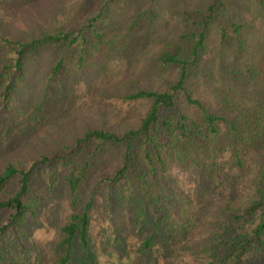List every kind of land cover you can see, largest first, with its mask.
I'll use <instances>...</instances> for the list:
<instances>
[{
	"label": "trees",
	"instance_id": "trees-1",
	"mask_svg": "<svg viewBox=\"0 0 264 264\" xmlns=\"http://www.w3.org/2000/svg\"><path fill=\"white\" fill-rule=\"evenodd\" d=\"M91 2L92 14L74 29L26 39L0 32V119L7 116L0 121L3 144L28 126L44 121L48 102L62 97L74 83L102 78L104 69L100 65L119 59L137 46L141 37L146 39L148 29L161 17V0ZM242 3L172 2V14L186 29L163 41L157 60L161 71L176 73L174 80L160 90L139 88L112 97L111 102L117 106L149 102L136 127L121 132L89 128L50 153L25 164L7 162L1 167L0 217L7 214V218L0 225V264L29 255L21 237L24 223L36 220L43 207V199L34 188L35 180L40 179L48 195L62 185L72 209L68 222L60 228L62 238L57 244L55 264H71L74 258L77 264H97L90 211L98 198L103 199L107 213L116 206L132 210L136 229H149L143 250L155 239L167 245L192 224L189 206L178 211L172 193L165 191V187L178 189L167 176L171 169L184 171L196 183L222 190L226 196H237L242 185L240 172L257 157L261 159L256 166L253 198L222 209L223 219L202 251L212 256L206 264H245L248 255L264 252V95H257L247 108L231 106L221 99L224 113L217 114L204 102L199 76L201 60L212 40L234 51V59L250 55L246 38L249 25L243 22V13L235 9ZM256 4L264 24V0H256ZM42 49H51L54 59L41 97L17 110L13 102L29 82L31 66ZM229 73L240 84L259 74L253 63L244 69L232 68ZM189 108L196 117L187 112ZM102 154L114 155L116 168L90 187L81 207L80 191ZM13 182L14 190L6 195ZM178 195L183 196L181 191ZM183 202L189 204L190 200L184 196ZM176 214L183 219H177ZM254 260L261 262V257Z\"/></svg>",
	"mask_w": 264,
	"mask_h": 264
},
{
	"label": "rangeland",
	"instance_id": "rangeland-1",
	"mask_svg": "<svg viewBox=\"0 0 264 264\" xmlns=\"http://www.w3.org/2000/svg\"><path fill=\"white\" fill-rule=\"evenodd\" d=\"M173 1L161 0V17L148 29L146 39L141 37L140 43L129 48L119 59L100 65L104 69L102 78L96 76L85 81L88 83H74L62 97L48 102V114L44 121L28 126L4 144L0 137V169L7 162L25 164L43 153H50L60 145L72 142L89 128L121 132L136 127L149 102L143 100L129 106H117L111 102L112 97L139 88L160 90L174 80L176 73L161 71L157 60L163 41L186 29L172 14ZM189 1L194 4L205 2ZM92 7L91 0H0V32L11 38L26 39L59 29H74L92 14ZM235 9L243 13V22L249 25L246 38L251 47L250 55L234 59V51L221 48L212 40L200 65L204 102L217 114L224 113L219 102L221 99L231 106L247 108L257 95H264V24L258 15L256 0H243L242 5ZM53 59L51 49L40 51L31 66L29 82L21 88L13 102L17 110L41 97ZM249 63L257 67L259 74L256 78L246 84L232 80L231 69H244ZM187 112L196 117L193 109L189 108ZM6 117H1L0 121ZM260 159L255 158L240 172L242 185L237 196H226L222 190L196 183L184 171L171 169L167 176L172 178L178 189L165 187V191L172 193L178 211L189 206L192 224L185 234L178 235L171 243L165 245L155 239L147 250H143L142 245L149 229L143 232L136 229L132 210L116 206L107 213L103 199L98 198L90 211V232L97 264H206L212 256L203 252L202 247L223 219L222 209L253 198L256 166ZM116 164L114 155L102 154L89 181L80 191L81 207L90 187L101 176L111 174ZM34 182V188L43 199V207L36 220L29 219L24 223L25 232L21 237L29 255L24 254L26 259L22 260L10 258L7 264H55L58 258L57 244L62 238L60 228L68 222L72 209L62 185L48 195L40 179ZM14 188L15 182L8 186L6 195ZM180 191L183 196L178 195ZM184 196L190 200L189 204L183 202ZM175 217L179 219L181 216L176 214ZM6 218L7 214L0 217V225ZM262 251L248 255L245 264H264ZM258 256L261 262L254 260ZM74 259L71 264H77V259Z\"/></svg>",
	"mask_w": 264,
	"mask_h": 264
}]
</instances>
